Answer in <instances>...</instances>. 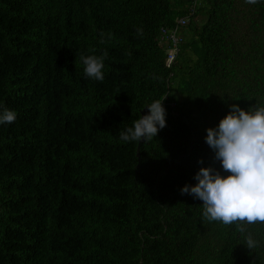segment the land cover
<instances>
[{
	"label": "trees",
	"instance_id": "16d2710c",
	"mask_svg": "<svg viewBox=\"0 0 264 264\" xmlns=\"http://www.w3.org/2000/svg\"><path fill=\"white\" fill-rule=\"evenodd\" d=\"M157 100L166 126L122 141ZM234 104L264 105V0H0V264H264V224L251 251L181 194L229 174L205 137Z\"/></svg>",
	"mask_w": 264,
	"mask_h": 264
},
{
	"label": "clouds",
	"instance_id": "9594fccd",
	"mask_svg": "<svg viewBox=\"0 0 264 264\" xmlns=\"http://www.w3.org/2000/svg\"><path fill=\"white\" fill-rule=\"evenodd\" d=\"M256 4L259 0H245ZM142 35L143 30L137 29ZM103 57L81 56L84 74L88 78L103 81ZM163 100L147 105L150 114L140 116L133 127L120 133L122 141L139 142L151 140L166 126ZM16 119L13 110L4 108L0 112V124L12 123ZM206 143L215 153L223 170L221 175L211 166L201 167L195 174V185H185L181 194H190L203 201V218L208 222L237 226L236 231L245 239V246L253 250L258 241L243 225L264 224V105L244 110L232 105L215 128L209 127ZM203 163V161H199Z\"/></svg>",
	"mask_w": 264,
	"mask_h": 264
},
{
	"label": "built area",
	"instance_id": "2783aa9c",
	"mask_svg": "<svg viewBox=\"0 0 264 264\" xmlns=\"http://www.w3.org/2000/svg\"><path fill=\"white\" fill-rule=\"evenodd\" d=\"M184 23L185 19H180ZM179 22V21H178ZM161 38L165 43H170L171 47L168 48L166 65L171 64L173 61L178 45L180 43V35L178 34V28H161Z\"/></svg>",
	"mask_w": 264,
	"mask_h": 264
},
{
	"label": "water",
	"instance_id": "95a60500",
	"mask_svg": "<svg viewBox=\"0 0 264 264\" xmlns=\"http://www.w3.org/2000/svg\"><path fill=\"white\" fill-rule=\"evenodd\" d=\"M149 114V108L146 107L141 111V116L148 115Z\"/></svg>",
	"mask_w": 264,
	"mask_h": 264
}]
</instances>
